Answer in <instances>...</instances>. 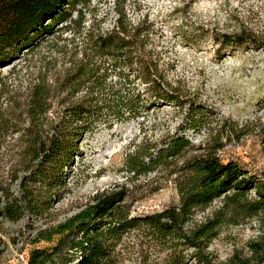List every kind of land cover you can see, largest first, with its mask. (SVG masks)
<instances>
[{"label": "trees", "instance_id": "obj_1", "mask_svg": "<svg viewBox=\"0 0 264 264\" xmlns=\"http://www.w3.org/2000/svg\"><path fill=\"white\" fill-rule=\"evenodd\" d=\"M88 2L0 0V67L18 59L22 50L37 47L56 32L55 25L79 23L82 14L73 18L71 10L79 12L78 5ZM144 23L128 27L131 23L120 14L112 29L75 31L64 39V44H73V50L62 48L71 55L69 67L54 85L44 79L33 84L27 108L20 114L26 113L30 120L17 130L25 141L19 162L24 173L18 178V193L6 192L1 213L12 221L30 214L45 222L33 241L49 245L31 248L28 264H119L127 239L138 241L159 259L151 263L148 253L151 256L145 254L144 264H264V231L249 243L247 254L235 252L225 262H218L209 251L224 225L257 216L264 220V176L234 159L225 161L208 144L201 148L204 152L189 156L197 147L182 132L137 145L127 154L128 170L134 174L170 167L176 175L178 203L131 215L123 205L126 188L121 187L97 192L71 216L48 222L54 202L63 197L75 159L82 154L85 135L101 125L111 128L116 122L146 117L152 108L172 105L185 110L184 129L200 132L205 128L207 134L214 133L209 130L212 110L183 96L165 80L159 64L147 56ZM65 30L71 32L72 28L66 25ZM181 35L187 38L185 33ZM255 35L216 33L214 39L227 48L252 43L264 48V39ZM60 93L65 94L64 99L76 98L64 100L63 109L50 117ZM39 119L45 122L39 123ZM6 125L7 120L0 121V135ZM220 136L218 132L211 135L210 143L217 144ZM262 143L264 147V127ZM217 199L222 203L211 216L195 218Z\"/></svg>", "mask_w": 264, "mask_h": 264}, {"label": "rangeland", "instance_id": "obj_2", "mask_svg": "<svg viewBox=\"0 0 264 264\" xmlns=\"http://www.w3.org/2000/svg\"><path fill=\"white\" fill-rule=\"evenodd\" d=\"M77 8L79 12L72 9L71 13L73 18L82 14L79 23L55 25L56 32L44 37L37 47L22 50L18 59L0 67V121L4 124L7 120L0 135L1 264H28L31 248L49 245L33 241L44 226L43 220L27 214L12 221L1 213L6 192L18 193V178L24 173L19 162L25 141L17 130L30 123L26 113L20 115L27 108L30 89L43 79L54 85L64 75L72 58L62 48L73 50L71 42L64 44L65 38L80 30L112 29L120 14L131 23L128 27L145 21L147 56L159 64L165 80L183 96L212 110L209 130L214 133L207 134L205 128L200 132L184 129L185 110L172 105L152 108L146 117L116 122L111 128L101 125L85 135L82 154L76 157L63 197L54 202L48 222L54 224L71 216L97 192L121 187L126 188L123 205L131 215L160 211L178 203L176 175L170 167L134 174L127 165V154L137 145L146 146L173 132L185 133L196 144L197 150L189 156L204 152L201 148L208 144L225 161L234 159L250 172L264 176V48L259 43L227 48L214 39L216 33L243 31L264 39V0H89ZM66 25L71 32L65 30ZM63 94L54 99L50 117L69 99ZM217 132L221 134L218 143H210L209 138ZM221 200L198 211L195 218L211 216ZM263 231L264 220L259 216L229 223L221 228L209 251L218 262H225L235 252L247 254L249 243ZM137 242L126 240L119 264H144L145 254L152 251L147 253ZM151 255V263L159 260L155 253Z\"/></svg>", "mask_w": 264, "mask_h": 264}]
</instances>
